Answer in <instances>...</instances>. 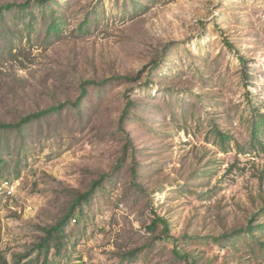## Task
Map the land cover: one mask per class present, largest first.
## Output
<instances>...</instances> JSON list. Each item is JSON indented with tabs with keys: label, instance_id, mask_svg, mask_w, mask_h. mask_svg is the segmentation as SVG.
<instances>
[{
	"label": "rangeland",
	"instance_id": "1",
	"mask_svg": "<svg viewBox=\"0 0 264 264\" xmlns=\"http://www.w3.org/2000/svg\"><path fill=\"white\" fill-rule=\"evenodd\" d=\"M31 13L0 20V120L73 102L84 80L145 70L136 82L89 86L79 107L31 124L23 138L3 137L2 177L16 188L0 193V262L27 252L76 193L111 173L53 264H184L174 248L197 264H264L251 237L198 238L244 227L264 208V151L250 138L251 108L264 113V0H52ZM52 13L63 22L58 37L46 34ZM215 129L230 137L225 151ZM155 215L171 238L154 240ZM254 235L264 243V232ZM134 249L133 262L122 258Z\"/></svg>",
	"mask_w": 264,
	"mask_h": 264
},
{
	"label": "trees",
	"instance_id": "2",
	"mask_svg": "<svg viewBox=\"0 0 264 264\" xmlns=\"http://www.w3.org/2000/svg\"><path fill=\"white\" fill-rule=\"evenodd\" d=\"M51 1L52 0H35L32 3L31 0H27L22 3L11 2L2 4L0 5V20H4L5 15L8 13H13L15 14V16L16 14L20 16L28 14L29 16H31V8L33 5L37 4L41 7L49 8ZM62 26V20L59 17H55V15L52 13L50 14V21L46 28V34L48 36L58 37L59 34L62 32ZM156 67L157 64L155 63L150 71H152ZM143 70H145V68L137 72L134 76H114L107 79H103L98 82L94 80H84L80 83L79 95L73 102H60L56 105H51L47 108L25 114L24 116L20 117L17 121L13 122H6L0 120V178H2L0 179L2 180L0 183L5 181V179H3L2 177L7 165V159L5 158V156L9 155L10 148V143L7 139H5V146H3V144L1 143L5 135H15V137L17 138H23V136L25 135L26 128L31 124L44 120L53 115H59L68 107H79L81 101L87 95V88L89 86L105 87L111 84L112 82L117 81L136 82L143 73ZM134 106V101L132 99L127 98L118 120V126L124 133L125 148H127L131 144V141L128 136V133L125 131L123 126L128 120L129 114L134 108ZM251 109L253 114V120L250 124L251 144L253 146H259L261 150L264 151V113H261L260 110L255 108ZM215 136L219 140V143L222 146V150L225 151L230 137L218 129H215ZM119 167L120 164H118L115 168L119 169ZM111 175V173L100 175L98 179L91 182L90 186L85 192L76 193L72 197L71 201L68 203V206L65 209L64 213L52 225L41 228L42 234L27 252L16 255L15 260H13L11 263H8L7 261L3 260L2 262H0V264H53V260L51 259L52 256L60 257L62 253L66 250L68 244V226L71 222L76 221L79 216H82L84 214L83 207L91 204L96 194V191L102 188L103 183L108 180ZM131 175L133 179H136L138 177L136 167L131 169ZM137 188H140V186H138ZM262 216H264V208H261L258 212L252 215L244 227L233 229L230 232L221 234L219 236H207L198 238L202 240H209L212 243L218 245H234L237 239L243 236H248L256 240L258 246L264 252V243L259 241L254 235L256 232H264V223L256 224L257 218ZM158 226L161 227V230L159 235L154 237V240L162 241L171 238L169 235L168 222L165 219L155 215L150 226L148 227V230L154 233ZM33 252H35L36 255L34 259H31L30 256ZM138 252V249L128 251L123 254L122 258H128L127 260L129 262H133ZM172 254L176 259L180 260L184 264H197L198 262L197 256L191 252H184L177 248H174L172 250ZM40 257H42L41 262L39 261Z\"/></svg>",
	"mask_w": 264,
	"mask_h": 264
},
{
	"label": "built area",
	"instance_id": "3",
	"mask_svg": "<svg viewBox=\"0 0 264 264\" xmlns=\"http://www.w3.org/2000/svg\"><path fill=\"white\" fill-rule=\"evenodd\" d=\"M15 182H2L0 183V193L6 196H13L16 188Z\"/></svg>",
	"mask_w": 264,
	"mask_h": 264
}]
</instances>
